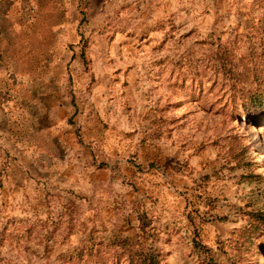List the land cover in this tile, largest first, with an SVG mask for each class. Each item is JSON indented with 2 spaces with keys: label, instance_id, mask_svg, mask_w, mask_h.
Returning a JSON list of instances; mask_svg holds the SVG:
<instances>
[{
  "label": "rangeland",
  "instance_id": "rangeland-1",
  "mask_svg": "<svg viewBox=\"0 0 264 264\" xmlns=\"http://www.w3.org/2000/svg\"><path fill=\"white\" fill-rule=\"evenodd\" d=\"M264 0H0V264H264Z\"/></svg>",
  "mask_w": 264,
  "mask_h": 264
},
{
  "label": "trees",
  "instance_id": "trees-1",
  "mask_svg": "<svg viewBox=\"0 0 264 264\" xmlns=\"http://www.w3.org/2000/svg\"><path fill=\"white\" fill-rule=\"evenodd\" d=\"M264 97V93L252 92L247 96V100L243 102V107L246 109L247 107L257 108L262 105V99ZM156 253H147V254H139L136 257H131V262L133 264H160L159 259L157 258ZM132 264V263H131ZM206 264H211L207 262Z\"/></svg>",
  "mask_w": 264,
  "mask_h": 264
}]
</instances>
